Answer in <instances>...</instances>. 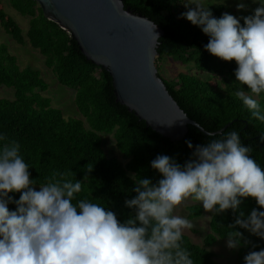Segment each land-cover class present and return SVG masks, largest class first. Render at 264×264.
Wrapping results in <instances>:
<instances>
[{
  "label": "trees",
  "instance_id": "trees-1",
  "mask_svg": "<svg viewBox=\"0 0 264 264\" xmlns=\"http://www.w3.org/2000/svg\"><path fill=\"white\" fill-rule=\"evenodd\" d=\"M122 1L126 9L152 20L164 31L158 41L155 60L158 75L180 108L199 127L189 125L186 137L179 142H172L154 132L116 102L109 73L88 61L73 37L45 18L38 3L9 0L11 6L23 16H28L30 21L28 31L23 35L19 24L7 14L0 1V21L6 33L18 44H29L38 50L58 82L76 91L75 104L88 127L82 119H66L60 109L54 108L49 99L41 96L40 93L48 89V84L40 71L31 67L21 68L8 48L0 45V88L5 86L14 90V98L0 99V134L20 143L21 154L32 167L30 174L33 179L44 182L53 171H71L80 181L89 176L90 180L78 198L104 202L123 222L133 215V210L125 204L136 195L132 177L148 178L153 184H158L163 177L151 167V162L159 155H167L183 165L192 157L189 141L194 148L237 130L242 143L253 149L252 158L264 168V142L260 140L264 124L252 118L242 101L234 96L237 88L241 87L234 75L235 61L225 62L205 51L209 37L182 18V13L187 11L184 0ZM211 10L216 18L225 13L223 5L211 7ZM165 57H173L182 64L191 63L205 76L182 72L174 79L166 80L158 67V62ZM260 103L264 106V95ZM101 134L114 137L125 162L108 158L102 148ZM89 163L94 168L91 173L86 172ZM9 195L19 200L21 194ZM187 209L188 219L202 214L200 207ZM253 209L264 211L254 198H241L239 211L247 215ZM9 210H16V205L9 204ZM237 216L238 212L232 210L219 215L213 213L212 233L202 245L194 244L184 236L183 244L191 252L195 264H223L215 259L210 248L219 238L227 239L229 228ZM236 230L241 231L248 242L237 253V264H244V257L249 252L264 248V239L244 229Z\"/></svg>",
  "mask_w": 264,
  "mask_h": 264
},
{
  "label": "clouds",
  "instance_id": "clouds-1",
  "mask_svg": "<svg viewBox=\"0 0 264 264\" xmlns=\"http://www.w3.org/2000/svg\"><path fill=\"white\" fill-rule=\"evenodd\" d=\"M253 2L259 7L252 15L224 13L216 18L211 10L215 3L188 0L182 18L209 37L205 51L235 61L241 87L234 96L264 124V0ZM236 7L246 10L248 5L240 0ZM260 140L264 142V134ZM187 143L193 152L183 165L167 155L151 162L163 177L158 184L132 177L136 195L125 204L133 215L122 222L104 202L78 198L89 176L80 181L71 171H53L44 182L33 179L20 143L0 134V264H195L183 244L193 222L178 214L189 200L216 215L238 212L226 235L229 249L248 243L237 228L264 239V211H239L241 198L247 197L264 209V168L252 158L253 149L242 143L239 131L194 148ZM93 170L89 163L86 172ZM10 193H20L19 200ZM11 203L16 210H9ZM244 264H264V248L249 252Z\"/></svg>",
  "mask_w": 264,
  "mask_h": 264
},
{
  "label": "water",
  "instance_id": "water-1",
  "mask_svg": "<svg viewBox=\"0 0 264 264\" xmlns=\"http://www.w3.org/2000/svg\"><path fill=\"white\" fill-rule=\"evenodd\" d=\"M31 1L73 37L88 61L109 73L116 102L139 121L172 142L183 140L189 125L199 127L158 75L155 60L164 31L152 20L126 9L122 0Z\"/></svg>",
  "mask_w": 264,
  "mask_h": 264
},
{
  "label": "rangeland",
  "instance_id": "rangeland-1",
  "mask_svg": "<svg viewBox=\"0 0 264 264\" xmlns=\"http://www.w3.org/2000/svg\"><path fill=\"white\" fill-rule=\"evenodd\" d=\"M4 9L21 27L23 35H25L29 28L30 18L28 16H23L18 11H16L9 0H0ZM188 0H184L187 3ZM240 0H209V3H215L216 5H211V7L223 5L225 8V13L231 14L237 18L246 17L254 14L255 8L259 7L258 4L254 3L253 0H244L248 5L246 10H238L237 4ZM243 21V20H241ZM0 45H4L8 48L10 54L17 58L18 65L21 68L31 67L35 70L40 71L42 78L48 84V89L41 92V96L47 98L51 101V105L54 108H58L62 111L66 119H82L85 125L88 124L85 119L79 113L77 106L75 104V93L76 91L60 84L55 77L54 73L46 67L44 62V57L40 54L38 50L32 48L29 44L20 45L18 44L8 33H6L0 21ZM159 73L166 80L174 79L179 73L182 72H193L199 73L194 65L182 64L175 60L173 57H165L158 62ZM2 98H14V90L7 88L5 86L0 88V99ZM102 137V148L107 154L108 158H116L121 162H125L122 154L116 147L115 139L112 135L101 134ZM37 190L38 187H37ZM197 206L202 208V214L194 219H190L193 222L194 227L191 230H186L185 235L197 245H202L208 234L212 233L211 230V218L213 213L206 212L202 204L199 202H194L189 200V202L182 206L179 210L180 215H184L188 218L189 209L188 207ZM214 253L215 259L223 264H237V253L239 249L233 250L227 247V239H218V241L210 248Z\"/></svg>",
  "mask_w": 264,
  "mask_h": 264
}]
</instances>
